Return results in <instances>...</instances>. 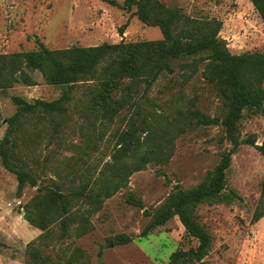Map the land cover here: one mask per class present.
<instances>
[{
	"label": "rangeland",
	"instance_id": "374dc122",
	"mask_svg": "<svg viewBox=\"0 0 264 264\" xmlns=\"http://www.w3.org/2000/svg\"><path fill=\"white\" fill-rule=\"evenodd\" d=\"M160 1L180 8L191 17L220 19L219 35L232 53L264 49V22L249 0ZM135 9L133 6L127 11L105 0H0V53L33 49L36 38L51 49L160 39L159 27L144 24L134 14ZM125 22L121 34L120 27ZM177 71L176 66L174 73L161 75L145 90L141 82L132 102L121 109L109 125H102L82 109L88 96L85 87L93 81L76 85L63 117L56 118L57 124L52 122L51 126L47 118L30 117L32 120L16 134L17 152L37 174L41 169L34 163L36 156L39 155L40 161L47 157L51 165L44 169V175L38 174L41 182L56 179V169L64 173L81 159L85 161L83 168L94 166L91 169L94 177L101 164L110 161L117 137L128 128L129 122L136 119L139 123L140 117L150 119L149 112L173 115L175 105L182 101L180 95L184 100L193 99L194 106L205 114L218 115L220 102L211 87L198 75L182 84ZM33 75L38 81L35 85L15 84L0 89V138L5 134L6 119L17 109L12 95L28 101L52 100L60 95V86L45 83L37 71ZM51 128L58 131L53 132ZM93 128L96 131L91 140L93 145L83 152L78 145L87 139ZM36 129L42 130L39 136ZM239 132L241 138H252L256 145L261 144L264 115L244 111ZM227 148L229 143L221 125L195 126L187 130L174 140L173 153L166 164L149 163L145 169L131 174L127 186L104 201L102 209L91 216V231L78 238L72 234L63 239L51 238L45 248V253L52 258L51 264L58 263L56 259L67 264L72 252H77L78 260L71 264H167L172 251L177 247L194 246L196 240L185 235L177 216L141 236L150 213L176 183L182 188L197 184ZM263 179L264 158L260 151L249 143L241 144L232 154L225 188L227 193L234 191L237 197L204 203L198 208L199 220L211 233L212 246L209 254L194 264H264V216L251 221ZM79 180L77 176L75 183ZM16 187L14 174L0 161V264H31L27 244L41 233L30 238L32 226L24 222L21 208L35 194L36 188L27 185L18 195ZM131 197L140 200L143 207L129 202ZM11 215L18 216L11 219L9 230L8 223L3 221ZM121 235L130 237V241L114 244L113 239Z\"/></svg>",
	"mask_w": 264,
	"mask_h": 264
},
{
	"label": "trees",
	"instance_id": "16d2710c",
	"mask_svg": "<svg viewBox=\"0 0 264 264\" xmlns=\"http://www.w3.org/2000/svg\"><path fill=\"white\" fill-rule=\"evenodd\" d=\"M105 1L127 11L135 6L134 14L138 19L146 25L159 27L162 37L71 45L60 49H51L36 38L33 49L0 53L1 90L15 84H37L34 71L40 73L45 83L62 88L60 95L52 100L35 98L28 101L12 95L17 109L6 119L5 134L0 138V161L14 174L17 194L20 195L27 185L36 188L35 194L21 206L23 218L41 230L27 244L30 262L52 263L51 256L45 253L51 238L63 239L70 234L78 238L91 231V216L102 209L104 201L127 186L131 174L145 169L149 163L166 164L178 136L195 126L221 125L229 148L220 153L218 162L197 184L182 188L176 183L164 201L150 213V220L140 233L146 236L152 229L177 216L185 235L194 238L196 244L186 249L177 247L169 255L167 264L198 263L209 254L212 246L211 233L198 218L199 206L237 197L234 191L227 193L225 188L232 154L241 144L256 146L264 158V140L256 145L254 139L241 138L239 132L244 111L264 115V49L232 53L226 40L219 35L220 19L191 17L180 8L168 6L160 0ZM249 1L264 22V0ZM125 25L126 22L120 27L121 34ZM176 66L182 84L198 75L211 87L220 102L218 115L205 114L194 106L193 99L184 100L180 95L182 101L175 105L173 115L149 112L150 119L140 117L139 123L136 119L129 122L128 128L117 137L109 155L110 161L103 162L94 177L91 172L94 166L83 168L85 161L81 159L64 173L56 169V179L41 182L38 174L44 175V169L51 165L46 161L47 157L40 161L39 155L36 156L34 163L41 169L37 174L27 159L17 152L19 140L16 134L24 129V124L32 120V116L35 120L47 118L51 126L52 122L57 124L56 118L64 114L73 99L76 85L93 81L85 87L88 96L82 109L102 125H109L119 111L132 102L141 82L145 90L161 75L174 73ZM137 114L140 115L139 110ZM90 122L94 123L92 119ZM41 131L36 129V135L39 136ZM51 131L58 129L51 128ZM95 134L93 128L78 148L87 152L93 145L91 140ZM77 176L80 180L75 183ZM62 178L68 180L64 182ZM129 202L143 207L140 200L132 197ZM263 216L264 179L251 221L256 222ZM129 241L130 237L125 235L113 239L114 244ZM77 260V252H72L66 263ZM56 261V264H65Z\"/></svg>",
	"mask_w": 264,
	"mask_h": 264
},
{
	"label": "crops",
	"instance_id": "0c3cea01",
	"mask_svg": "<svg viewBox=\"0 0 264 264\" xmlns=\"http://www.w3.org/2000/svg\"><path fill=\"white\" fill-rule=\"evenodd\" d=\"M17 216L18 215H11L9 218H7V220L5 219V221H3V222H6V223H8V229L9 230H11V219H13V218H17ZM24 222H27L25 219H24ZM28 224V223H27ZM32 229H31V237L30 238H33L34 236H36V235H38L40 232H41V230L40 229H38V228H34V227H31Z\"/></svg>",
	"mask_w": 264,
	"mask_h": 264
}]
</instances>
